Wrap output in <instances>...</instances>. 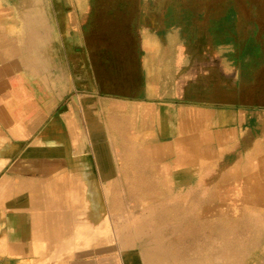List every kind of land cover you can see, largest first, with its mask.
Masks as SVG:
<instances>
[{
    "label": "crops",
    "instance_id": "0c3cea01",
    "mask_svg": "<svg viewBox=\"0 0 264 264\" xmlns=\"http://www.w3.org/2000/svg\"><path fill=\"white\" fill-rule=\"evenodd\" d=\"M216 17L0 0V264H264V127L234 109L249 52ZM218 214L263 225L213 254Z\"/></svg>",
    "mask_w": 264,
    "mask_h": 264
},
{
    "label": "rangeland",
    "instance_id": "374dc122",
    "mask_svg": "<svg viewBox=\"0 0 264 264\" xmlns=\"http://www.w3.org/2000/svg\"><path fill=\"white\" fill-rule=\"evenodd\" d=\"M213 11L217 16L215 21L230 16V22L225 24L224 29L231 30L237 37L233 40L235 51L241 52L244 47V50L246 48L249 52L246 54L248 64L243 65L244 70L234 72V109L244 110L250 114L251 127H264V0H213ZM254 217L256 218L252 225L256 228L262 226V219L257 215L213 216V223L218 225L216 232L218 238L213 241V254H227L226 250L232 249L230 247H233V242L234 248L237 249L239 237L244 238L249 234L246 228L242 232L239 231L241 227L239 222ZM229 230L233 231L234 235H230ZM255 233L259 239L264 240V230L260 229ZM261 252L264 253V246L261 247ZM236 260L237 257L234 261Z\"/></svg>",
    "mask_w": 264,
    "mask_h": 264
}]
</instances>
